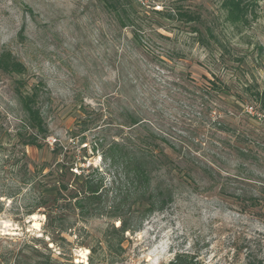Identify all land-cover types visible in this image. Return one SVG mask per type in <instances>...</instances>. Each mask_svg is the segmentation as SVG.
Listing matches in <instances>:
<instances>
[{"label": "rangeland", "instance_id": "1", "mask_svg": "<svg viewBox=\"0 0 264 264\" xmlns=\"http://www.w3.org/2000/svg\"><path fill=\"white\" fill-rule=\"evenodd\" d=\"M222 2L130 0L131 23L123 28L104 0H0V55L10 52L27 68L22 76L0 69V264L34 247L75 264H88L91 247L98 264H169L182 252L198 264H264V116L242 102L248 86L264 89V0L239 27ZM180 11L199 21L175 16ZM195 25L220 41L211 42L213 56L196 42ZM136 30L152 41L139 45ZM221 53L226 63L214 61ZM213 74L231 95H205ZM19 91L39 94L48 129L39 137L43 149L22 144L20 136L33 129ZM131 113L143 124L121 130ZM218 121L232 132L218 130ZM149 134L182 167L196 164L193 155L214 162L216 183L198 171L192 181L175 178L173 203L155 212L141 211L121 185L122 212L136 230L125 235L118 256L101 249L106 230L119 226L107 214L82 217L77 208L59 236L45 233L42 175L33 172L55 162L54 149L75 173L98 169L110 189L121 169L105 159L109 146L125 135L145 144ZM244 148L247 159L239 155Z\"/></svg>", "mask_w": 264, "mask_h": 264}, {"label": "trees", "instance_id": "2", "mask_svg": "<svg viewBox=\"0 0 264 264\" xmlns=\"http://www.w3.org/2000/svg\"><path fill=\"white\" fill-rule=\"evenodd\" d=\"M257 1L223 0L222 6L227 11L228 21L235 27H239L247 24V16L249 13H253V6ZM104 2L106 7L115 13L121 26L127 28L131 23L130 0H104ZM177 15L187 22L199 21L196 15L188 14V12L180 11L175 13V16ZM192 29L197 33L195 40L199 46L208 51L209 56H213L211 42L214 41L217 46H220V41L212 30L205 28L208 33V35H205L197 25L193 26ZM135 36L141 46L147 41H152L142 30H136ZM214 61L219 64L226 63L224 54L221 53L219 58ZM0 69L6 74L18 76H22L27 72L26 66L14 58L10 52L0 55ZM206 81L208 85L203 89L206 96L220 97L232 94L229 84L215 74H213L212 80L207 79ZM246 92L248 98L242 99V102L254 103L257 107L256 113L264 116V89L253 90L248 86ZM18 95L27 114L26 126L33 129L32 133L20 136L22 144L43 149L39 137L46 138L48 129L37 107L39 94L36 91L30 93L19 91ZM142 124V120L131 113L121 124L123 127L121 130H134ZM217 125L218 130L221 132H232L231 128L226 127L223 123L221 124L220 121L217 122ZM144 140H146L145 144L137 143L135 138L125 135L109 146L105 159L109 161L110 167L121 169V176L118 174V180L115 181L114 187L110 189L105 187L98 169L90 167L87 171L83 170L81 173H75L74 163L68 158L60 159L59 156H61L62 150L60 148L54 149L55 162H44L33 172L34 175H42V180L38 183L40 191L38 207L46 219L44 224L45 233L51 238L59 236L66 229V223L77 208L80 210L82 217L107 214L110 218H116L119 221V226H112L106 230L103 241L105 247H101V249H105L106 254L118 256L120 253L117 252V249H123L125 235L136 230L131 225L127 214L125 216V213L122 212L124 192L120 187L121 185L127 184L129 186L130 193L127 197H135L136 204L141 211L155 212L164 211L169 204L173 203L178 191V185L174 181L175 178L182 182L192 181L194 180L193 173L198 171L211 184L216 183L220 172L211 160L204 159V161H200L197 155H190L196 164L192 163L190 166L182 167L166 153L165 148L158 143L159 139L154 134L147 135ZM162 140L164 139L162 138ZM165 143L167 142L165 141ZM168 145L173 151H176L174 146ZM239 153L241 158L247 159L249 148L241 149ZM23 156L25 157L26 154H23ZM23 167H25L27 173V166ZM252 202L255 205V200ZM89 250L91 256L88 264H98L96 256L98 251L93 247ZM13 259V264H75L72 260L67 262L55 260L51 255L44 254L39 248L35 247L31 248V251L22 248L14 255ZM5 261H7L5 264L12 263L11 257L6 258ZM169 264H198V262L193 255L182 252L177 253Z\"/></svg>", "mask_w": 264, "mask_h": 264}, {"label": "bare ground", "instance_id": "3", "mask_svg": "<svg viewBox=\"0 0 264 264\" xmlns=\"http://www.w3.org/2000/svg\"><path fill=\"white\" fill-rule=\"evenodd\" d=\"M86 251L88 252V249H86Z\"/></svg>", "mask_w": 264, "mask_h": 264}]
</instances>
